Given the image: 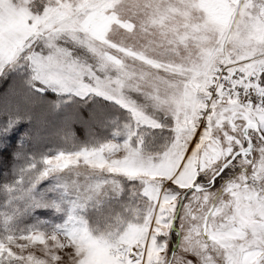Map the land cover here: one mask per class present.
Returning a JSON list of instances; mask_svg holds the SVG:
<instances>
[{
    "label": "snow or ice",
    "instance_id": "snow-or-ice-1",
    "mask_svg": "<svg viewBox=\"0 0 264 264\" xmlns=\"http://www.w3.org/2000/svg\"><path fill=\"white\" fill-rule=\"evenodd\" d=\"M241 2L245 11L257 9L252 18L241 14L250 37L244 47L252 54L242 60L229 54L221 63L224 52L216 51L219 45L198 55H176L185 45L199 44L193 38L202 33L190 26L193 7L201 11L204 23L214 19L201 0H52L36 9L30 0H0V77L23 59L27 68L23 87L36 97L45 91L55 92L60 100L52 106L57 110L73 98L111 94L105 96L111 102L113 95H122L128 85L135 84L138 89H147L153 108L166 111L173 121L171 139L155 155L143 150V129L161 125L145 113L113 134L123 143L96 141L80 150L66 136L65 144L76 151L52 149V155L33 158V164L38 159L41 167L36 175H30L28 186L22 179L19 187L5 186L10 194H17L10 195L11 211L0 212V264H65L66 260L69 264H192L193 254L199 256L201 264H231L222 243L231 246L229 255L238 254L236 264H249L252 257L255 264H264V200L260 199L264 196V159L258 158V164L248 162L253 137L257 132L264 136L260 122L264 118V42L255 39V28L264 24V0ZM115 29L132 37L151 38L144 44L113 47L109 36ZM97 36L105 41L100 51L114 59L88 63L65 46L71 42L94 54ZM161 48L171 58L160 53ZM246 116L255 128L245 127ZM18 120L19 109L15 115L8 112L0 124V136ZM219 130L231 149L226 160L232 159V153H236L235 159L244 157L255 175L249 180L245 169L239 180L229 178L219 192H213L199 183L202 177L198 169L191 171L186 162L195 158L198 145ZM93 156L107 163L98 164ZM117 160L121 167L113 166L112 161ZM81 164L108 179L88 183L81 190L76 182L60 178V172L75 170ZM217 171L213 186L228 168ZM117 175L139 180V194L148 200V209L137 213L123 234L96 235L86 223L85 212L105 185H110L113 193L123 190L114 179ZM182 175L186 183L177 179ZM49 177H55L56 182L37 194V187ZM245 184L251 186L245 189ZM257 188L259 206L245 216L240 203ZM17 201L24 202L22 212L15 206ZM37 209L59 213L64 222L38 221L17 230L20 218ZM174 232L183 237L179 248L168 243ZM209 237L219 243H212ZM95 249H101L103 255L96 256ZM64 251L70 255L66 257ZM166 251L171 253L167 259Z\"/></svg>",
    "mask_w": 264,
    "mask_h": 264
},
{
    "label": "clouds",
    "instance_id": "clouds-1",
    "mask_svg": "<svg viewBox=\"0 0 264 264\" xmlns=\"http://www.w3.org/2000/svg\"><path fill=\"white\" fill-rule=\"evenodd\" d=\"M201 2L212 8L214 19L210 24L204 23L200 20L202 14L201 11L198 8L193 7V10L189 13L191 21L190 26L194 32L202 33L193 38L194 40H199V44L185 45V47L176 55H198L200 52L207 51L216 47V45H219V47L216 48V51L218 53L224 52L220 59L221 63H224L229 59V54L235 56L237 60H242L246 56H250L252 53L246 51L244 47V45L249 42L250 37L246 32V25L241 22V14H244L243 18H252L257 15V9L253 7L245 11V6L241 0H201ZM30 3L32 8L36 9L42 4L52 3V0H30ZM253 3H259V0H253ZM255 33L256 41L264 42V24H260L256 27ZM150 38L151 37L146 38L142 35L132 37L119 29H115L109 36V41L112 43L113 47H116L121 44H144L145 40ZM104 43L105 41L101 37H96V43L93 47L97 51L94 54H90L89 51L74 46L71 42H68L65 46L71 48L75 56L82 58L88 63H96L98 59L102 58L114 59L110 53L100 51V49L103 48ZM200 45H204V47H201ZM158 51L165 57H169V54L166 53L163 48ZM9 73L17 76L20 83L23 85L24 80L27 78L25 61L21 59L18 66L8 70L7 74ZM7 74L5 78L7 77ZM146 91L147 89L145 88L138 89L135 84H130L122 95H113L111 102L105 98V96L111 94L89 97L88 100L100 98L102 101H107L110 105V108H99L98 115L93 119L92 123L84 129L85 137H96V139L91 140V142H82L79 140L75 134V123L71 125L50 126L48 121L45 120L38 124L36 122L35 112L40 105L39 98H33L32 102L28 103L27 106L23 108L14 104L0 107V124L6 121L8 112L15 115L17 109H19V120L16 126L8 133L21 124L26 126L21 133L20 141H18V148L22 152V158L16 162L17 153L13 152L12 158L15 163L11 171V176L6 175L4 181L0 183V212L11 211L8 204L10 195L17 194H10L5 186L19 187L22 179L24 186L27 187L30 175H36L38 172L41 165L39 164L38 159L36 160V163L33 164V158H39L46 153L52 155L54 154L50 152L52 149L63 148L68 153L76 151V148L83 150V147L89 146L90 144L94 145L96 141L101 143H123L122 140L118 137H114L113 134L117 129L122 130L126 125L132 124L138 119V117L144 116L145 113H147L148 117L157 121L161 127L155 129L146 127L143 129V150L152 155L161 151L164 145L171 139L170 129L173 126V121L170 114L166 111L153 108L152 102L147 98ZM76 100L77 99L73 98L71 101L75 102ZM141 109H143V111H141ZM59 111L60 108L57 110L52 106L50 108V115L55 116ZM245 118V127H256V124L251 118L248 116ZM260 122L261 126L264 127V118H261ZM66 136L71 139L72 145H75L76 148L72 147V145L65 144ZM223 136V130H219L216 135L210 138L207 142H202V144L198 145L197 149L194 150L195 158L190 157V161L186 162V166H188L191 171H197L198 169V174L202 177L199 183L211 187L213 192H219L221 190V185L229 178L233 181L239 180L244 174L245 169H247L249 180L255 175L251 168L248 167V164L244 162V157L235 159L236 153H232V159L226 160L227 152L231 151V149L224 144ZM50 138L57 142L51 149H45L41 152L33 148L34 144ZM253 139L255 140V144L250 145L252 152L248 156V162L251 163L255 161L258 164V158L264 159V136H260V133L257 132ZM137 147L140 146L137 145ZM29 149L32 150L29 151ZM92 159L96 160L98 164L107 163V161H103L99 156H93ZM233 160H235V163H233ZM112 164L114 167L122 166L118 160L112 161ZM224 167H227L228 171L225 173L224 177H221L220 182L213 186L211 181L215 176H219V171L217 170H222ZM153 175L159 174L154 173ZM59 176L62 180H67L70 184L76 182L80 185L81 190H83L84 186L88 183L108 179L104 173L94 172L88 167L83 166V164L75 170L69 168L62 171L59 173ZM114 179L118 181L123 190L121 192L113 193L111 186L105 185L100 192L98 200L90 203L85 212L86 223L96 235L117 231H120L121 234H123L126 226L137 219V213H143L148 209V200L142 198L139 194L141 184L138 179H129L124 175H117ZM168 179H171V177L164 178V182L167 183ZM177 179L185 183L187 182V178L183 175ZM46 182L47 183L42 182V184L37 187V194L44 191V189L50 184L55 183V177H49ZM250 186V184L244 185L245 189ZM259 191V188H257L255 191L248 193L244 196L243 202L240 203V208L245 216L252 207L259 206V202L256 199L259 195ZM48 195L49 198H51V194ZM233 196H235V193H233ZM260 199L264 200V196H261ZM15 206L22 212L24 202L17 201ZM50 212L53 217H57L58 222L56 223L64 222V218L61 214L52 210H50ZM27 217L28 215L20 218L16 224L17 230H22L27 226L24 224V220ZM223 227L225 226L221 225V228ZM229 231L235 230L230 229ZM182 239V236L176 235L175 240L173 241L170 236L168 238V243L179 248ZM209 239L212 243H219L218 240H213L212 237H209ZM85 242L86 241H82V243ZM220 247L224 249L225 258L230 260L231 264H236L238 254L232 252V254L229 255L231 246L228 243H222ZM64 255L66 257L69 256V251H64ZM170 255V251L164 252L166 259L169 258ZM213 255H215V253H213ZM65 264H69V261L66 260ZM192 264H201L199 256L193 254ZM217 264H219V261H217ZM249 264H255V257H252Z\"/></svg>",
    "mask_w": 264,
    "mask_h": 264
},
{
    "label": "rangeland",
    "instance_id": "rangeland-1",
    "mask_svg": "<svg viewBox=\"0 0 264 264\" xmlns=\"http://www.w3.org/2000/svg\"><path fill=\"white\" fill-rule=\"evenodd\" d=\"M209 11L212 12V8L209 7ZM6 81H8L6 83ZM5 83V84H4ZM6 85V89L0 95V107L5 105H18L19 107H26L28 104L29 99L39 98L40 105L36 109L35 118L38 124L42 123L43 121L47 120L49 125H71L75 123V129H79V133L81 136H78L75 130L76 136L82 142H91V140L96 139V137H85L84 129L88 127L93 119L98 115V109L103 108H110V105L107 101H102L100 98H94L93 100H76L62 103L60 106V111L57 115L52 116L50 115V108L52 107L53 103L60 100L57 94L53 91H45L42 96L36 97L35 94L28 92L23 85L20 83V80L17 76L9 73L7 77H0V86ZM51 94L52 96L47 97ZM16 142H18V138H16ZM57 142L54 139H47L43 140L39 143L34 144L35 147L45 146V147H53ZM4 143H2V146ZM47 183V182H45ZM43 187V185H42ZM31 214L35 216L36 222L43 221L45 223L51 222L56 223L58 222L57 217H53L51 215L50 210L47 209H37L33 211ZM32 216V215H31ZM96 256H102L103 252L101 249H95Z\"/></svg>",
    "mask_w": 264,
    "mask_h": 264
},
{
    "label": "trees",
    "instance_id": "trees-1",
    "mask_svg": "<svg viewBox=\"0 0 264 264\" xmlns=\"http://www.w3.org/2000/svg\"><path fill=\"white\" fill-rule=\"evenodd\" d=\"M7 82L8 81H6V83ZM5 86L4 85L0 86V95L6 89ZM45 95H48L47 97L52 96L51 94H45ZM25 127H26L25 125L21 124L17 126L13 131L8 133L7 135L0 136V183L4 181L6 175L11 176V171L15 163L12 158L13 152H16L17 154L18 153L22 154L21 150L18 148V142H16V138H18V141H20L21 133L24 131ZM75 130H76L77 135L81 136V134L79 133L80 132L79 129H75ZM2 143H4L3 146H2ZM33 148L42 152L45 149H51L52 147L33 146ZM31 150L32 149H29V151ZM21 158H22V155L20 156L17 155L16 162H18ZM33 223H36L35 216L33 214H29L28 217L24 220V224L30 225Z\"/></svg>",
    "mask_w": 264,
    "mask_h": 264
},
{
    "label": "flooded vegetation",
    "instance_id": "flooded-vegetation-1",
    "mask_svg": "<svg viewBox=\"0 0 264 264\" xmlns=\"http://www.w3.org/2000/svg\"><path fill=\"white\" fill-rule=\"evenodd\" d=\"M175 236H176L175 233H172V234H171V238H172L173 241L175 240Z\"/></svg>",
    "mask_w": 264,
    "mask_h": 264
}]
</instances>
